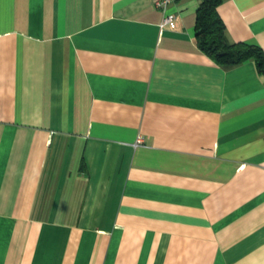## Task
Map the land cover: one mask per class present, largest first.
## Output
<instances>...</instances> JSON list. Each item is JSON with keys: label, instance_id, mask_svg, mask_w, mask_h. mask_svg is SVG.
<instances>
[{"label": "crops", "instance_id": "1", "mask_svg": "<svg viewBox=\"0 0 264 264\" xmlns=\"http://www.w3.org/2000/svg\"><path fill=\"white\" fill-rule=\"evenodd\" d=\"M199 2L0 0V264H264V73ZM217 12L264 48V0Z\"/></svg>", "mask_w": 264, "mask_h": 264}, {"label": "trees", "instance_id": "2", "mask_svg": "<svg viewBox=\"0 0 264 264\" xmlns=\"http://www.w3.org/2000/svg\"><path fill=\"white\" fill-rule=\"evenodd\" d=\"M222 0H200L196 11L194 35L198 48L223 66L253 60L264 73V48L255 42L229 39L225 24L217 12Z\"/></svg>", "mask_w": 264, "mask_h": 264}, {"label": "built area", "instance_id": "3", "mask_svg": "<svg viewBox=\"0 0 264 264\" xmlns=\"http://www.w3.org/2000/svg\"><path fill=\"white\" fill-rule=\"evenodd\" d=\"M174 0H153L154 4L159 7L162 11V18L161 21L159 23V27L160 29L167 24L168 22H170L174 17H175V13L169 11V6L170 4L173 2ZM142 139L141 136H138L136 138V142H140V140Z\"/></svg>", "mask_w": 264, "mask_h": 264}]
</instances>
